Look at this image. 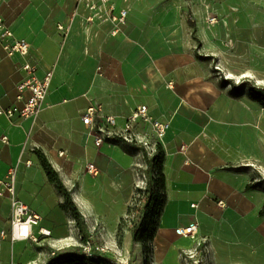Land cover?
<instances>
[{"label": "crops", "instance_id": "crops-1", "mask_svg": "<svg viewBox=\"0 0 264 264\" xmlns=\"http://www.w3.org/2000/svg\"><path fill=\"white\" fill-rule=\"evenodd\" d=\"M109 3L116 12L128 9L117 33L107 14L89 21L91 11L77 0H0L5 25L30 44L25 57L8 55L0 44V107L27 100L28 91L18 98V84L27 77L25 61L37 66L39 78L53 71L36 118L0 116V178L15 168L17 197L42 217L33 227L38 241L0 236L3 264H45L86 241L117 246L121 219L141 174L146 185L144 171L154 155L119 136L142 104L153 118L170 122L161 144L167 200L148 242L153 263L182 264L183 253L196 247L203 253L219 232L243 240L242 216L263 205L264 193L251 183L264 176V106L238 78L264 86V0ZM90 106L101 107L94 130L111 133L100 146L83 122ZM107 116H115L117 124L108 125ZM134 131L152 137L151 126L142 120ZM39 152L71 192L83 215L82 232L61 206L65 196L49 180ZM194 217L200 220L197 238L179 235L176 228ZM40 228L51 234L40 235ZM2 230H11L6 194L0 195ZM128 232L133 242L126 229L121 248ZM160 244L164 248L156 255ZM234 253L244 258V250Z\"/></svg>", "mask_w": 264, "mask_h": 264}, {"label": "built area", "instance_id": "built-area-1", "mask_svg": "<svg viewBox=\"0 0 264 264\" xmlns=\"http://www.w3.org/2000/svg\"><path fill=\"white\" fill-rule=\"evenodd\" d=\"M78 3H84L91 11V15L87 18L89 21H93L95 17L103 18L105 14L116 24L117 28L113 33L119 31V26L125 23L128 13L127 8H122L116 12L115 4L109 3V0H77ZM211 23L216 22V18H209ZM65 32L69 31V26H59ZM0 44L4 47L8 55L20 54L27 56L30 50L29 42L24 38H18L13 34V31L8 28L3 18L0 17ZM22 68L27 72V77L18 84L19 96L23 97V92L28 91L29 96L22 106L0 107V116H7L11 118L15 114L20 117L36 118L43 107L44 100L48 94L50 84L52 81L53 71H50L43 78H39L36 75L37 66L30 61H25ZM101 111L100 106H90L83 116V122L89 127V135L93 137L97 146H100L108 136L111 135L108 130L102 129L101 131H95L93 127L94 116ZM140 120L148 123L152 129V137L142 135L134 131V128ZM105 122L108 125L115 126L117 124V118L115 116H107ZM170 127V122L161 121L153 118L149 113L147 105L142 104L134 110V112L125 120L123 129L119 136L127 142L139 143L142 145L149 155H153L156 152L157 145L163 143L167 130ZM3 141H7L4 137ZM88 170L93 171L94 165L89 164ZM16 169L10 168L8 174L4 178H0V195H8L11 202V230L8 233L5 230L0 232L2 238L10 235L12 241L32 239L34 241L39 240V235L35 234L33 227L39 225L42 217L35 212L30 206L20 200L16 195ZM193 207L197 204L193 203ZM200 220L194 217L187 225L176 228V232L179 235L188 236L192 239H196L198 236ZM39 234L42 236H49L51 232L45 228H40ZM85 254L91 256L96 251H104L103 247L93 246L90 241H86L81 245ZM0 264H3L1 249H0ZM119 264H128V262H120Z\"/></svg>", "mask_w": 264, "mask_h": 264}, {"label": "trees", "instance_id": "trees-1", "mask_svg": "<svg viewBox=\"0 0 264 264\" xmlns=\"http://www.w3.org/2000/svg\"><path fill=\"white\" fill-rule=\"evenodd\" d=\"M246 86L249 88L251 96L264 106V87L257 86L249 81ZM164 154V148L159 143L156 152L149 160L146 185L144 188H137L132 203L128 207L127 215L121 219L117 231L119 243L123 242L126 229L131 231L134 243H144L145 264L149 263L150 253L153 251L152 244L148 242L155 236L159 226L161 212L167 200L164 174L162 172ZM39 155L49 180L65 196V200L61 206L71 211L82 232L83 215L76 206L71 192L65 186L59 173L52 166L45 154L39 152ZM82 239L85 240V237ZM45 264H103V261L95 254L91 256L85 254L78 247L73 251L59 253Z\"/></svg>", "mask_w": 264, "mask_h": 264}, {"label": "rangeland", "instance_id": "rangeland-1", "mask_svg": "<svg viewBox=\"0 0 264 264\" xmlns=\"http://www.w3.org/2000/svg\"><path fill=\"white\" fill-rule=\"evenodd\" d=\"M238 80H240V84L244 86L248 84V81L252 82L244 78H238ZM143 169H145V167H143ZM144 173L147 174L145 171ZM140 176L141 180H139V187L144 188L146 176H144V174H141ZM257 179L258 180H255L254 183H251V188H259L264 193V176H260ZM242 217L245 224V231L240 232L242 233L241 235L244 236L243 240L236 239L235 237L231 238L229 235L226 236L225 234L223 235V232H219L217 238L210 242L208 249L205 246V249L208 251H205L204 249V252L201 253L199 247H196L191 251L183 253V255H181L182 264H210L208 262V258L213 261V264H217L216 262L214 263L216 260L218 262H224L226 260L228 264H264V202L259 209L250 211L249 214L243 215ZM228 233L230 234V232ZM127 234L128 235L124 240L127 245L126 248H121L119 245L123 242L119 243V241L117 242V246L114 247L103 245L98 240L96 245L92 243L93 246H100L104 248V251L98 250L95 252V255L103 261V264H119L120 262H127V259L130 260L128 264H145L144 243L132 242L131 239H129L130 233L128 232ZM247 235L248 238L246 237ZM80 248L83 252L82 247ZM163 248V245L160 244V247L158 246L157 248L158 250L156 255H158L159 251L161 254ZM236 249L244 250V254L247 255V257L245 255L244 258L241 257L242 255L240 257H233L239 256L234 253V250ZM73 250L74 249L68 251ZM170 257L171 260L173 257V259H175L174 254ZM259 258L263 259V261H256ZM242 259L243 261H241ZM148 264H155L153 263L152 252L150 253Z\"/></svg>", "mask_w": 264, "mask_h": 264}]
</instances>
